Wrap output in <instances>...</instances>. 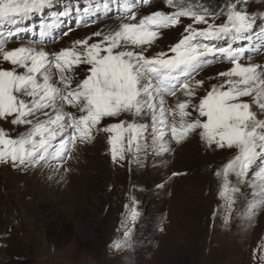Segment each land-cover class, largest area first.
Returning a JSON list of instances; mask_svg holds the SVG:
<instances>
[{"label": "rangeland", "instance_id": "obj_1", "mask_svg": "<svg viewBox=\"0 0 264 264\" xmlns=\"http://www.w3.org/2000/svg\"><path fill=\"white\" fill-rule=\"evenodd\" d=\"M243 3L244 7L237 6L240 10L264 20V0ZM173 10L166 0H156L135 13L139 19L155 11ZM206 16L216 24L224 21L213 13ZM120 23L118 17L100 21L67 32L47 46L19 40L4 48L34 46L52 58L77 40L91 37L89 43L96 42L100 38L92 33H107ZM190 23L182 20L177 28L160 31L145 55L167 53ZM242 64L264 70V52ZM231 66L220 64L196 74L193 79L204 81V87L197 89L194 102L211 85L221 83L223 78L217 74ZM0 67L11 65L0 60ZM87 68L74 69L75 78H84ZM49 74L55 82L54 67ZM178 99L186 97L180 92L165 96V108ZM253 110L258 119H264L255 106ZM10 119L0 120V129L9 137L18 138L28 130L27 125H12ZM120 120L132 122L124 114L104 118L101 127ZM136 121L149 125L146 142L141 139L139 153L135 145L129 152L125 139L123 159L118 155L113 161L109 133L94 131L93 140L79 144L63 163L54 153L35 167L0 162V264H264V205L256 195L259 165L244 180L229 176L238 190L228 205L219 195L222 177L215 173L234 157V150L209 148L193 133L180 144L166 138L170 150L160 152L153 146L150 119ZM133 210L134 220L129 218ZM125 231L129 232L127 243L116 249L114 243L125 240Z\"/></svg>", "mask_w": 264, "mask_h": 264}, {"label": "snow or ice", "instance_id": "obj_2", "mask_svg": "<svg viewBox=\"0 0 264 264\" xmlns=\"http://www.w3.org/2000/svg\"><path fill=\"white\" fill-rule=\"evenodd\" d=\"M116 2L121 20L118 28L107 33L96 31L92 33L100 38L96 42L89 43L91 37L77 40L52 58L34 46L6 50L0 43V60L11 65L0 67V120L11 118L12 125L29 126L18 138L0 129V162L35 167L54 153V158L63 163L79 144L93 140L94 131L109 133L113 161L118 155L123 159L125 139L129 152L135 145L139 153L141 139L146 142L149 125L136 118H147L151 121L153 146L160 152L170 150L166 138L180 144L193 133H198L209 148L235 151L222 171L215 173L222 177L219 195L228 205L238 190L229 176L244 180L259 165L262 171L256 195L264 205V119H258L253 110L255 106L264 114V70H258L259 65L240 63L246 49L233 46L249 38L255 17L230 4L224 21L216 24L185 0H166L173 11H155L138 19L129 0ZM53 4L54 0H0V24L18 25ZM82 11L87 15L92 9L85 7ZM181 18L192 21L184 28L182 38L167 53L145 55L159 38L160 30L181 24ZM52 26L41 25L40 36L44 37ZM261 32L264 34V29ZM222 40L227 47L213 43ZM216 53L232 66L217 74L222 82L211 85L196 103L197 89L204 87V81L194 80V75L207 62L206 57ZM80 65L88 66V74L77 80L74 69ZM52 67L58 77L55 82L49 74ZM178 92L186 99L165 108L164 97ZM245 97L250 99L245 101ZM124 114L132 122L120 120L101 127L104 118ZM135 216L133 210L129 218L134 220ZM128 236L125 231V240L115 242L114 247L124 246Z\"/></svg>", "mask_w": 264, "mask_h": 264}, {"label": "trees", "instance_id": "obj_3", "mask_svg": "<svg viewBox=\"0 0 264 264\" xmlns=\"http://www.w3.org/2000/svg\"><path fill=\"white\" fill-rule=\"evenodd\" d=\"M185 2L188 5H193V8L197 12H200L201 14L205 15H210L213 13L220 16L222 9L226 8V5L220 4L218 0H185ZM224 3H234L236 6L244 7L243 0H224Z\"/></svg>", "mask_w": 264, "mask_h": 264}]
</instances>
